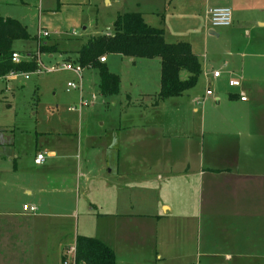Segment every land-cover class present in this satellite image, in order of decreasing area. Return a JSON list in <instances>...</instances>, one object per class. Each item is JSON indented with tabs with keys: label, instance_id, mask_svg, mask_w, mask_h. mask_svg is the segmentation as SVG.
Returning a JSON list of instances; mask_svg holds the SVG:
<instances>
[{
	"label": "crops",
	"instance_id": "obj_1",
	"mask_svg": "<svg viewBox=\"0 0 264 264\" xmlns=\"http://www.w3.org/2000/svg\"><path fill=\"white\" fill-rule=\"evenodd\" d=\"M142 3L137 12L145 22L164 29L167 43H179L168 39L163 7ZM213 7L232 10L230 27L208 24ZM170 15L178 32L192 17L211 59L185 42L201 62L197 85L153 105L160 60L118 55L132 65L126 76L134 85L121 101L118 126L102 135L101 158L81 157L83 130L74 142L60 138L52 147H39L38 137L26 151L14 140L0 141V264H63L77 235L104 242L116 264H264V0H177ZM152 65L159 74L154 86L138 78V69ZM111 68L120 88L123 73ZM87 78L100 79L93 70ZM83 88L84 82L79 100L94 95ZM38 154L45 155L40 165ZM74 157L75 164L57 169L59 160Z\"/></svg>",
	"mask_w": 264,
	"mask_h": 264
},
{
	"label": "rangeland",
	"instance_id": "obj_2",
	"mask_svg": "<svg viewBox=\"0 0 264 264\" xmlns=\"http://www.w3.org/2000/svg\"><path fill=\"white\" fill-rule=\"evenodd\" d=\"M0 1V15L26 25L30 34V40L15 41L13 48L20 54L21 60H35L39 64L37 71L28 74V78L25 77L26 74L17 73L10 75V79H0V141L14 140L20 144L22 151H26L33 141H38V137L39 147L45 143H49L52 147L53 142L60 138L74 142L83 130L85 154L81 157L84 159L89 153H93L101 158L105 146L102 135H107L114 125L118 126L121 101L125 98L126 92H131L134 85L132 80L126 76L132 65L118 55L103 56L108 58L109 68L112 67L115 73L119 71L123 73V83L119 92L109 97H103L100 94V79L96 78L92 84L87 82L89 71L93 70L97 74L98 71L84 67L86 69L83 74L84 94H94L97 102L94 106L81 109H79V92L67 91V84L77 82V77L70 71L62 70L61 67L63 64L77 63L76 52L88 39L103 34H112L113 23L118 13L143 11L145 3L141 6L137 3L144 2V0H120L119 4L113 3V0H7L8 4L3 6L1 5L6 1ZM176 1L150 0L152 5L163 7L161 8L165 15L163 26L166 28L168 39L171 38L176 42L190 41L203 60L211 59L209 56L211 48L203 44L201 34L194 32L196 22L192 20V17L189 19L186 17L188 25L186 32H178L180 27L176 19L170 15L171 9L176 6ZM50 11L55 12L50 14ZM147 19L148 21L153 20L152 17ZM178 21L181 22L180 26L185 24L183 23L185 19ZM39 28L46 30L49 34L41 41L38 39ZM43 42L56 47L55 52L42 54L40 47ZM50 55L53 57L50 58ZM155 60L159 62V59ZM139 62L154 61H142L141 59ZM99 63L101 64L100 59ZM51 67L58 68V70L48 72ZM154 69L153 65L150 69H138L140 73H138V78L154 86L159 77L157 68L155 71ZM182 77L186 78L187 74L183 73ZM75 107L77 109L72 111L71 108ZM65 133L70 136H65ZM73 155L78 154L74 152ZM73 159L71 161H67L69 159L59 160L60 165L57 169H66L67 167L64 168L63 165L68 166L69 163L75 164L77 160L75 157ZM47 162L57 165L55 160L48 159ZM68 172L70 170L67 169L64 173ZM18 202L22 207L23 201L19 199ZM88 215L93 217L96 212H89ZM148 264H156V262L152 260Z\"/></svg>",
	"mask_w": 264,
	"mask_h": 264
},
{
	"label": "trees",
	"instance_id": "obj_3",
	"mask_svg": "<svg viewBox=\"0 0 264 264\" xmlns=\"http://www.w3.org/2000/svg\"><path fill=\"white\" fill-rule=\"evenodd\" d=\"M28 40L30 34L26 25L9 17H0V79L11 74H32L37 71L39 64L35 60L12 61L14 42ZM54 48L43 42L40 52L54 53ZM76 55V64L98 71L100 91L104 96L117 94L120 85L119 76L111 73L104 63H99L104 55L159 59L160 90L153 105L185 95L197 85L202 72L199 56L189 43H167L164 29L148 25L139 12L119 14L113 23L112 34L88 39ZM183 73L187 74L186 78L182 77ZM75 250L77 264H116L114 251L97 238L77 235Z\"/></svg>",
	"mask_w": 264,
	"mask_h": 264
},
{
	"label": "built area",
	"instance_id": "obj_4",
	"mask_svg": "<svg viewBox=\"0 0 264 264\" xmlns=\"http://www.w3.org/2000/svg\"><path fill=\"white\" fill-rule=\"evenodd\" d=\"M206 19L208 24L212 28H227L230 27L233 23V13L232 10L228 7H213L207 10L206 12ZM49 36L48 32L45 30H39V40H43L42 38H47ZM26 59L28 58L27 55ZM12 61L19 63L23 60H21L20 54L19 53H13L12 54ZM101 63L106 62V58L102 57L100 58ZM62 70L64 71H70L72 72L76 77H77V82H69L67 84V91L70 92L72 90L79 91L82 94V83H83V72L84 68L81 67L79 64H63L61 67ZM40 70V69H39ZM58 68L51 67L48 69V72H54L57 71ZM214 78H218L220 76V72H214L213 74ZM26 78H28V74L25 75ZM230 86L231 87H239L240 86V81L239 80H231L230 81ZM207 96L212 95V90H208L206 93ZM96 97L92 95L90 98H84L83 95L80 96V101H79V109L83 107H90L95 103ZM242 101H245L246 98L244 96L241 97ZM77 108H71L72 111H75ZM45 161V155L44 154H38L35 158V163L37 165L42 164ZM23 209L25 211H30V212H36L37 209L35 207H29V206H24ZM75 246L68 248L65 251V258L63 260V264H77L76 263V257H75Z\"/></svg>",
	"mask_w": 264,
	"mask_h": 264
}]
</instances>
